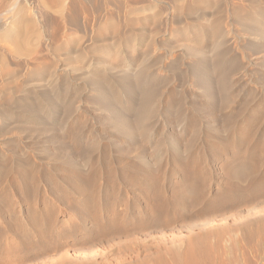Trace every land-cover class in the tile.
<instances>
[{
	"label": "rangeland",
	"instance_id": "1",
	"mask_svg": "<svg viewBox=\"0 0 264 264\" xmlns=\"http://www.w3.org/2000/svg\"><path fill=\"white\" fill-rule=\"evenodd\" d=\"M44 1L0 0V264H264V0Z\"/></svg>",
	"mask_w": 264,
	"mask_h": 264
},
{
	"label": "bare ground",
	"instance_id": "2",
	"mask_svg": "<svg viewBox=\"0 0 264 264\" xmlns=\"http://www.w3.org/2000/svg\"><path fill=\"white\" fill-rule=\"evenodd\" d=\"M38 1H39V0H38ZM43 1H44V0H43ZM49 1H50V0H49ZM60 1H63V0H60ZM27 2H28V1H27ZM41 2H42V0H41ZM44 2L47 3L46 1H44ZM51 2H53V1H51ZM64 2H65V1H64ZM39 3H40V2H39ZM54 3H55V2H54ZM54 3H53V4H54ZM59 3H60V2H59ZM22 4H23V3H22ZM24 4H25V3H24ZM32 4H33V3H32ZM36 4H37V3H36ZM62 4L64 5L63 2H61V6H62ZM66 4H67V2H66ZM81 4H82V3H81ZM20 5H21V3H20ZM20 5H19V6H16V3H15V5L13 6L12 12H10V13H11V21H10V23L6 26V28L4 27L5 29H4L2 32H0V43H1V42H6V43H9V45L11 44V45L13 46L12 48H15V51H16V52L14 51V52H15L14 55H15L16 53H18V54H16V55H21V56L23 57V54H25L24 52H30L31 50H30V51H24V52H23L24 48H26L25 50H27V48L29 47V45H28V47H26L27 45L25 46V42H26L27 40L25 41V39L23 40V39H21V38L19 37V30H20V29L22 30L23 28H28V27H31V26H30V24H29L28 27H25V26H24V25H25V22H26V17H27V15H28L29 12H27V14H26L27 7H24V5H23V6H22V5L20 6ZM29 5H30V4H29ZM29 5H28V6H29ZM33 6H34V5H33ZM42 6H43V5H42ZM46 6H48V4H46ZM46 6H45V7H46ZM49 6H50V4H49ZM49 6H48V7H49ZM54 6H55V4H54ZM54 6H51V8H52V7L54 8ZM56 6H57V5H56ZM61 6H60V7H61ZM48 7H47V8H48ZM79 7H80V6H79ZM39 8H40V7H39ZM58 8H59V7H58ZM65 8H66V7H65ZM71 8H72V7H71ZM54 9H55V8H54ZM55 10H57V9H55ZM55 10H52V12H53V11L55 12ZM59 10H65V9H63V7H62L61 9L59 8ZM27 11H28V10H27ZM46 11H47V10H46ZM50 11H51V9H50ZM69 11H70V10H69ZM60 12H61V11H60ZM60 12H58V13H60ZM65 13H66V12H65ZM130 14H131V13H130ZM2 15H3V14H2ZM37 15H38V14H37ZM40 15H41V14H40ZM63 16H64V14H63ZM9 17H10V16H9ZM29 19H30V18H29ZM64 19H65V18H64ZM73 20H74V19H73ZM8 21H9V20H8ZM27 22L29 23V21H27ZM40 22H41V21H40ZM51 22H52V20H51ZM63 22H64V21H63ZM63 22H62V23H63ZM66 22H67V21H66ZM58 25H59V23H58ZM31 28H32V27H31ZM31 28H30V29H31ZM43 28H44V26H43ZM43 28H42V29H43ZM28 29H29V28H28ZM30 29H29V30H30ZM58 29H59V28H58ZM29 30H28V31H29ZM56 30H57V29H56ZM22 31H23V30H22ZM36 31H37V30H36ZM57 31H59V30H57ZM23 32H24V31H23ZM25 32H27V31L25 30ZM31 32H32V30H31ZM33 32H34V31H33ZM33 32H32V33H33ZM28 33H29V32H28ZM28 33H27V34H28ZM34 33H36V32H34ZM40 33H41V32H40ZM25 34H26V33H24V35H25ZM30 34H31V33H30ZM28 35H29V34H28ZM35 35H36V34H35ZM26 36H27V35H26ZM36 36H37V35H36ZM29 37H30V36H29ZM41 37H43V36H41ZM44 37H45V35H44ZM46 37H47V36H46ZM24 38H26V37L24 36ZM30 38H31V37H30ZM30 38H29V39H30ZM34 38H35V37H34ZM26 39H28V38H26ZM29 39H28V40H29ZM31 39H33V38H31ZM31 39H30V41H31ZM38 39H39V38H38ZM38 39L36 40V41H37V44L40 42ZM49 39H50V38H49ZM49 39H48V40H49ZM57 40H58V39H57ZM23 41H25V42H24V46H25V47H23V45H22ZM33 41H34V40H32V42H33ZM58 41H59V40H58ZM58 41H57V42H58ZM32 42H31V43H32ZM34 42H35V41H34ZM51 42H52V41H51ZM54 42H55V41H54ZM57 42H55V43H57ZM27 43L29 44L30 42L27 41ZM47 43H48V42H47ZM52 43H53V42H52ZM55 43H54V44H55ZM2 46H3V45H2ZM39 46H40V45H39ZM39 46H38V47H39ZM45 46H46V45H45ZM45 46H44V47H45ZM4 47H5V45H4ZM12 48H11V49H12ZM31 48H32V47H30V49H31ZM48 48H49V47H48ZM33 49H34V48H33ZM6 51H7V49H6ZM9 51H10V50H9ZM40 51H41V50H40ZM12 53H13V52H12ZM12 53H10V54H12ZM33 53H34V51L31 52V55H34V54H35V53H34V54H33ZM36 53H37V52H36ZM8 55H9V54H8ZM28 55H29V54H28ZM28 55H27V53H26V56H28ZM11 56H12V55H11ZM21 56H20V57H21ZM12 57H13V56H12ZM12 57H11V58H12ZM20 57H19V58H20ZM22 57H21V58H22ZM29 57H31V56L29 55ZM38 57H39V56H38ZM24 58H25V57H24ZM45 58H46V57H45ZM45 58H44V59H45ZM42 60H43V57H42ZM2 61H3V60H2ZM40 62H41V61H40ZM41 63H42V62H41ZM54 70H55V69H54ZM54 70H53V71H54ZM56 70H57V69H56ZM54 74H55V71H54ZM124 125H125V124H124ZM126 125H128V124H126ZM39 196H40V195H39ZM41 196H42V197H47V194L43 193ZM56 197H57V196H56ZM56 201H57V200H56ZM203 220L205 221V220H207V218H204ZM83 223H84V222H83ZM199 223H200V222H199ZM202 223H205V222L202 221ZM85 224H86V223H85ZM90 225H91V224H90ZM61 226L63 227V225H61ZM78 226H79V225H78ZM81 226H82V225H81ZM62 227L58 230V232H56L57 234L55 233V235H54L55 238H56L57 240H60V239H62V237H63V229H62ZM84 227H85V226H84ZM77 228H78V227H77ZM82 229H83V228H82ZM84 230H85V229H84ZM86 230H87V229H86ZM158 230H159V229H158ZM79 231H80V230H79ZM90 231H91V230H90ZM129 234H130V233H129ZM132 234H133V232H132ZM77 235H78V234H77ZM92 235H93V234H92ZM111 235H112V234H111ZM139 235H140V234H139ZM109 236H110V235H109ZM129 236H130V235H129ZM129 236H126V237H129ZM143 236H144V235H143ZM143 236H142V237H143ZM93 237H94V236H93ZM99 237H100V236H99ZM112 237H113V236H112ZM112 237H111V238H112ZM118 237H119V236H118ZM121 237H122V236H121ZM130 237H131V236H130ZM145 237H146V236H145ZM111 238H110V239H111ZM113 238H114V237H113ZM113 238H112V239H113ZM140 238H141V237H140ZM108 239H109V238H108ZM96 241H97V240H96ZM102 241H103V240H102ZM102 241H101V242H102ZM133 242H135V241H133ZM98 243H100V242H98ZM130 243H132V241H131ZM139 243H140V242H139ZM90 245H91V244H90ZM132 245H133V244H132ZM137 245H138V244H137ZM146 245H147V244H146ZM135 246H136V245H135ZM148 246H149V245H148ZM150 246H152V243L150 244ZM62 247H63L62 244H54V247H53L52 251H53V252H58V251L61 250ZM84 247H85V246H84ZM88 247H89V246H88ZM139 247H140V246H139ZM143 247H144V246H143ZM145 247H146V246H145ZM145 247H144V248H145ZM133 248H134V245H133V247H132V249H131L132 251H133ZM150 248H151V247H150ZM77 249H78V248H77ZM83 249H84V248H83ZM88 249H89V250H90V249L92 250V247H91V248L89 247ZM88 249H87V250H88ZM145 249H146V248H145ZM145 249H144V251H145ZM85 250H86V249H85ZM137 250H140V249L137 248ZM147 250H148V249H147ZM89 252H91V251H89ZM89 252H87V254H89ZM139 252H140V251H139ZM142 252H143V250L141 251V254H142ZM134 253H135V252H134ZM134 253H133V254H134ZM84 254H85V253H84ZM84 254H83V256H84ZM87 254H86V255H87ZM90 254H91V253H90ZM90 254H89V255H90ZM133 254H132V255H133ZM135 254H136V253H135ZM141 254H140V256H141ZM155 254H157V253H155ZM47 255H48V254H47ZM56 255H57V254H56ZM63 255H64V254H63ZM65 255H66V254H65ZM73 255H74V254H73ZM89 255H87V256H89ZM137 255L139 256L138 252H137ZM59 256H60V254H59ZM67 256H68V255H66V257H65L64 259L67 258V261H69V258H68ZM80 256H81V255H80ZM83 256H82V259H83ZM91 256H93V253H92ZM91 256H90V257H91ZM94 256H96V255H94ZM97 256H99V255L97 254ZM102 256H103V255H102ZM102 256H100V257H102ZM140 256H139V257H140ZM147 256H148V255H147ZM135 257H136V255H135ZM78 258H79V255H78ZM78 258H77V259H78ZM96 258H97V257H96ZM104 258H105V257H104ZM137 258H138V257H137ZM144 258H145V255H144ZM147 258L149 259V257H146V259H147ZM62 259H63V256L60 257L59 260H58L56 263H52V264H63L64 259H63V261H61ZM77 259H76V261H77ZM91 259H92V257H91ZM91 259H90V260H91ZM93 259H94V257H93ZM93 259L91 260V262L94 261V260H96V259H94V260H93ZM138 259H139V258H138ZM71 260H72V258H71ZM71 260H70V261H71ZM73 260H74V262H75V259H74V258H73ZM73 260H72V261H73ZM87 260L90 262L89 259H87ZM100 260H101V259H100ZM102 260H103V258H102ZM105 260H106V259H105ZM134 260H135V259H134ZM136 260H137V259H136ZM143 260H144V259H143ZM79 261H80V260H79ZM83 261H85V259H84ZM96 261H97V260H96ZM123 261H124V260H123ZM130 261H131V260H130ZM80 262L82 263V261H80ZM105 262H107V261H105ZM109 262H110V261H109ZM121 262H122V260H121ZM121 262H119V264H120ZM81 263H79V264H81ZM85 263H86V261H85ZM92 263H93V262H92ZM95 263H96V262H95ZM95 263H94V264H95ZM101 263H103V262L101 261ZM122 263H123V262H122ZM122 263H121V264H122ZM124 263H125V262H124ZM70 264H72V263H70ZM83 264H84V262H83ZM104 264H109V263H104ZM110 264H111V262H110ZM126 264H127V263H126Z\"/></svg>",
	"mask_w": 264,
	"mask_h": 264
}]
</instances>
